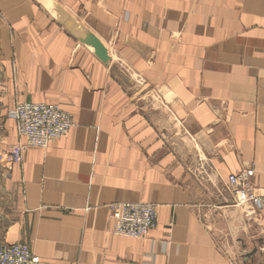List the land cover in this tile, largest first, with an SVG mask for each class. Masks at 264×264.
Wrapping results in <instances>:
<instances>
[{
  "label": "crops",
  "instance_id": "obj_1",
  "mask_svg": "<svg viewBox=\"0 0 264 264\" xmlns=\"http://www.w3.org/2000/svg\"><path fill=\"white\" fill-rule=\"evenodd\" d=\"M75 125L0 163V243L40 264H264V0H0V153L18 103ZM157 204L145 238L111 232L108 205Z\"/></svg>",
  "mask_w": 264,
  "mask_h": 264
},
{
  "label": "built area",
  "instance_id": "obj_2",
  "mask_svg": "<svg viewBox=\"0 0 264 264\" xmlns=\"http://www.w3.org/2000/svg\"><path fill=\"white\" fill-rule=\"evenodd\" d=\"M15 119L19 140L0 153L5 168L20 165L30 148H46L75 125L73 116L58 103L22 102L10 112ZM253 168L228 177L236 204L264 208V189L256 188ZM111 232L130 238H145L158 224L157 204L151 202H113L108 205ZM41 258L24 242L0 243V264H40Z\"/></svg>",
  "mask_w": 264,
  "mask_h": 264
},
{
  "label": "rangeland",
  "instance_id": "obj_3",
  "mask_svg": "<svg viewBox=\"0 0 264 264\" xmlns=\"http://www.w3.org/2000/svg\"><path fill=\"white\" fill-rule=\"evenodd\" d=\"M231 253L234 256V259H235L234 261H236L237 264H246L247 262H249V260L246 258H244L245 260H243V257H245V255H241L242 253L244 254L241 248L236 249L232 251Z\"/></svg>",
  "mask_w": 264,
  "mask_h": 264
}]
</instances>
